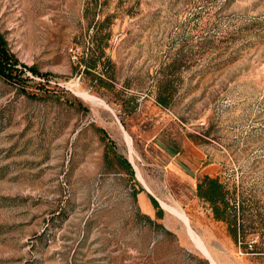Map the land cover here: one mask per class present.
<instances>
[{"label":"rangeland","instance_id":"1","mask_svg":"<svg viewBox=\"0 0 264 264\" xmlns=\"http://www.w3.org/2000/svg\"><path fill=\"white\" fill-rule=\"evenodd\" d=\"M0 33V264H264V0H0Z\"/></svg>","mask_w":264,"mask_h":264},{"label":"trees","instance_id":"2","mask_svg":"<svg viewBox=\"0 0 264 264\" xmlns=\"http://www.w3.org/2000/svg\"><path fill=\"white\" fill-rule=\"evenodd\" d=\"M92 43L94 44V47L92 46L91 49H89V51L85 53L86 57L82 54L79 55L77 64L80 65L84 63V65L88 68L95 69L99 66V64L105 65L106 63H109V60L104 58V49L98 48L96 46L97 32L93 35ZM22 74L23 71L19 69L18 60L8 48L4 36L0 33V76L5 78L6 80L21 83V80L24 79ZM96 80L100 85L101 83L106 82V80H104L100 76H96ZM171 92L172 91L169 84L165 83L164 86H162L158 91L156 98L157 102L162 106L167 107L170 104ZM101 130L103 131V129ZM114 156L116 158L117 164L121 168L126 169L127 172L131 176H133V169L129 161L124 156L118 153H115ZM205 181L206 185L203 186L201 184L198 188L200 190L201 196L213 205L215 215L217 217H220L221 214L227 208L232 209V211H234L235 204L230 206L229 201L225 199V192L223 191V186L218 181V179L215 177H207ZM153 202L154 206L157 208V212L160 214L162 212V209L159 207L158 203H156L154 199ZM221 203H223V207L219 206ZM234 236L236 238V227L234 229Z\"/></svg>","mask_w":264,"mask_h":264}]
</instances>
